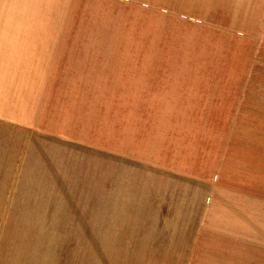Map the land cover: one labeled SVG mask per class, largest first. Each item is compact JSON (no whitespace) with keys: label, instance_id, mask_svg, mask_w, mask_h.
<instances>
[{"label":"crops","instance_id":"obj_1","mask_svg":"<svg viewBox=\"0 0 264 264\" xmlns=\"http://www.w3.org/2000/svg\"><path fill=\"white\" fill-rule=\"evenodd\" d=\"M182 2L0 0V163L116 168V256L264 264V111Z\"/></svg>","mask_w":264,"mask_h":264},{"label":"rangeland","instance_id":"obj_2","mask_svg":"<svg viewBox=\"0 0 264 264\" xmlns=\"http://www.w3.org/2000/svg\"><path fill=\"white\" fill-rule=\"evenodd\" d=\"M181 4L200 28L215 31L202 28V35L218 43H201L198 56L213 61V71L241 69L246 77L252 75L247 101L264 111V0ZM173 8H178L176 3ZM175 28L172 24L170 30ZM259 116L264 119V114ZM117 117L116 136H128L122 133L124 118ZM259 134L264 139V131ZM105 139L116 142L110 131ZM70 154L74 158L56 166L0 163V264H175L176 258L116 256L145 248L128 241L127 235L116 239V168L103 180L99 165L77 161L85 157L83 152ZM89 160L98 161L96 155Z\"/></svg>","mask_w":264,"mask_h":264}]
</instances>
